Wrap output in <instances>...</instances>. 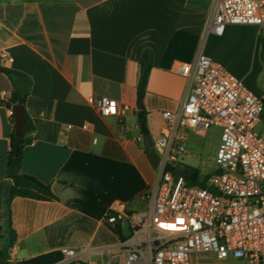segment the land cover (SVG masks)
<instances>
[{
  "label": "crops",
  "instance_id": "obj_1",
  "mask_svg": "<svg viewBox=\"0 0 264 264\" xmlns=\"http://www.w3.org/2000/svg\"><path fill=\"white\" fill-rule=\"evenodd\" d=\"M212 3L0 0V49L14 58L0 63L6 70L0 72V264H73L61 250L81 246L87 262L125 264L124 241L106 217H130L148 207L146 193L160 172L146 143H154L166 125L164 113L177 112L187 93L188 78L173 73V66L192 64L200 52L215 60L211 43L229 41L234 33L242 34L239 43L249 53L261 49L262 35L253 26H228L223 36L205 37ZM146 50L152 61L144 99L149 139L141 130L137 96ZM7 70L32 82L26 110L36 129L22 173L56 196L16 197L10 214L6 170L14 124L7 98L20 79ZM92 97L116 100L119 114L103 116ZM121 230L128 240V224ZM207 259L228 260L204 255L194 263Z\"/></svg>",
  "mask_w": 264,
  "mask_h": 264
},
{
  "label": "built area",
  "instance_id": "obj_2",
  "mask_svg": "<svg viewBox=\"0 0 264 264\" xmlns=\"http://www.w3.org/2000/svg\"><path fill=\"white\" fill-rule=\"evenodd\" d=\"M228 26H253L264 34V0H213L205 37L223 36ZM13 61L8 49H0V63ZM172 72L188 78L187 93L177 112L164 113L166 125L153 143L160 173L146 193L148 207L130 217H106L112 228L129 226L125 264H195L204 255L264 264V134L254 133L264 122V98L203 52ZM89 101L103 116L120 112L114 99ZM212 126L222 129L216 169L203 184H191L181 164L186 132L204 136ZM85 252L84 246L61 250L73 264H93Z\"/></svg>",
  "mask_w": 264,
  "mask_h": 264
},
{
  "label": "trees",
  "instance_id": "obj_3",
  "mask_svg": "<svg viewBox=\"0 0 264 264\" xmlns=\"http://www.w3.org/2000/svg\"><path fill=\"white\" fill-rule=\"evenodd\" d=\"M261 59L264 62V34L261 37ZM152 68V61L148 50L144 51L142 59L140 60V74L137 86L138 108L140 109L139 121L146 120V111L144 109V99L147 91V84L149 80L150 71ZM8 74L14 73L20 79V85L13 91L9 101L7 102L8 109H13L16 105H21L24 108V126L19 136L15 133V119L12 116L14 124V131L10 137V151L7 158L6 178L12 180V184L7 191V212L10 214L11 202L16 197L29 198L40 201H54L56 196L53 194L49 185L42 183L35 176L22 173V160L24 156L25 147L31 144L34 140L35 125L26 110V102L30 93L32 82L25 74L12 72L7 70ZM264 120V115H263ZM144 137L149 139V135ZM150 147L146 143V153L149 155ZM186 179L191 184H203L210 175L201 176V172L197 168L190 166L184 167ZM112 230L125 241L121 226L112 228ZM11 233L12 230H11Z\"/></svg>",
  "mask_w": 264,
  "mask_h": 264
},
{
  "label": "rangeland",
  "instance_id": "obj_4",
  "mask_svg": "<svg viewBox=\"0 0 264 264\" xmlns=\"http://www.w3.org/2000/svg\"><path fill=\"white\" fill-rule=\"evenodd\" d=\"M252 36L254 39L256 38V34ZM240 38H242V34L234 33L229 41L211 43L215 48L214 59L230 73L242 79L245 85L258 97L264 98V62L261 59V49H259L257 55L254 52L249 53L245 45L239 43ZM254 133L258 136L264 134V122L256 124ZM186 134L188 137L187 153L182 158V166L199 169L202 177L205 175L211 176L216 169L222 129L218 126H212L204 136H198L191 130H187ZM124 231L127 233L126 227ZM204 264L244 263L231 259L226 261L207 259Z\"/></svg>",
  "mask_w": 264,
  "mask_h": 264
},
{
  "label": "water",
  "instance_id": "obj_5",
  "mask_svg": "<svg viewBox=\"0 0 264 264\" xmlns=\"http://www.w3.org/2000/svg\"><path fill=\"white\" fill-rule=\"evenodd\" d=\"M0 72H6V70L0 66ZM13 112L15 119V133L17 136H19L24 126V108L21 105H16L13 107ZM141 130L144 134H148L145 120L141 122ZM149 147H150L149 158L154 168H158L160 162V156L158 155L152 142L149 143Z\"/></svg>",
  "mask_w": 264,
  "mask_h": 264
}]
</instances>
